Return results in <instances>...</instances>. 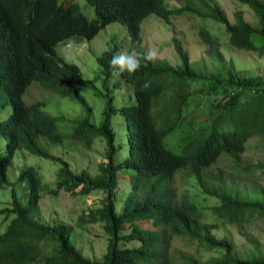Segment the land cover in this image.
Segmentation results:
<instances>
[{
  "label": "trees",
  "instance_id": "16d2710c",
  "mask_svg": "<svg viewBox=\"0 0 264 264\" xmlns=\"http://www.w3.org/2000/svg\"><path fill=\"white\" fill-rule=\"evenodd\" d=\"M238 1L252 11L256 26L243 17L240 8L233 11L230 21L212 0H182L177 6H168L166 0H86L94 12L91 19L75 1L0 0V86L10 105L9 113L0 119L4 137L0 187L9 184L6 168L17 148L55 160L59 163L55 183L47 191L55 194L64 188L85 194L102 190L100 204L78 214L77 220L99 222L106 239L100 257L89 258L74 244L71 223L38 220L41 179L37 168L28 164L18 172L19 179H26V201L16 199L10 188L9 205L0 207L4 219L8 218L0 232V264H264V252L238 257L233 242L214 232L218 224H244L264 217V199L238 197L230 184L232 173L209 169L220 154L242 152L245 141L255 134L264 142V78L237 75L233 61L224 59L220 47L224 35L236 48L264 52V0ZM180 12L210 17L221 24L219 33L200 24L196 30L199 41L205 44L204 51L220 66L209 74L194 70L182 41L172 34L177 64L165 58L141 59L137 71L119 74L130 83L133 100L114 107L108 91L97 92L105 96V104L103 117L95 124L90 105L76 90L78 84L94 85L75 63L57 54L56 44L69 38H90L108 22L118 21L125 28L128 49L147 55L141 46L143 17L154 13L169 23L170 16ZM115 49L116 45L107 47L96 55L103 81L116 75L109 65ZM207 80V89H219L220 96L208 105L204 122L198 121L192 129L187 119V124L180 126L181 111L191 93L189 86ZM32 81L75 99L84 114L70 119L49 113L41 100L25 102L22 95ZM145 81H151L150 88L142 91ZM5 104L0 100L1 106ZM115 111L124 122L123 153L110 125ZM58 121L69 122L71 130H58ZM205 123L212 130L198 144L196 138L184 134L180 152L175 153L173 145L165 142L168 133L179 136L180 129H192L197 137ZM94 136L103 139L105 161L97 162L93 173L87 167L72 170L65 158L38 142L39 137L51 144L70 138L89 145ZM246 167L244 164L240 169ZM180 169L216 202L199 206L187 192H178L173 176ZM174 236L186 239L193 251L172 250ZM199 248L214 254L202 258L196 253Z\"/></svg>",
  "mask_w": 264,
  "mask_h": 264
},
{
  "label": "rangeland",
  "instance_id": "374dc122",
  "mask_svg": "<svg viewBox=\"0 0 264 264\" xmlns=\"http://www.w3.org/2000/svg\"><path fill=\"white\" fill-rule=\"evenodd\" d=\"M63 2L65 0H57ZM75 1L86 18H93L94 12L91 4L86 0H68ZM168 6H177L182 0H166ZM226 14L230 21H233V11L240 8L243 17L252 25H257L256 17L252 11L238 0H212ZM204 25L214 33H219L221 24L214 22L210 17H200L195 14L174 13L170 16V22L160 18L154 13H149L140 22L141 46L146 54L155 49L156 58H165L172 65L178 62L175 51L171 43V35L174 34L180 38L184 48L187 50L192 68L197 71L209 74L214 72L220 64L215 61L205 51V44L200 42L197 37L198 25ZM211 26V27H210ZM221 50L225 60H232L236 74L239 76H251L264 78V52L256 53L252 50L236 48L227 43L224 35H221ZM116 45L114 54L120 51L134 52L128 49V40L124 26L118 21H110L90 38L74 39L69 38L58 42L55 46L57 54L64 60L75 63L83 77L88 78L94 87L76 85V90L83 95L91 107V120L98 124L103 117L102 108L105 104V96L97 92L108 91L111 96V103L114 107L120 104L129 103L133 100L132 88L130 83L126 82L119 75H111L105 81L102 80L100 64L96 60L102 50ZM210 82H193L189 86L191 93L187 96V105L180 118V126L187 124V119L191 120L189 128L194 129L196 124L204 122L208 105L220 96L221 91L215 92L208 90ZM246 91H244V94ZM25 102L41 100L44 102L43 108L51 114H62L66 117H80L84 114L79 103L62 93L43 88L36 81H32L25 89L23 95ZM0 100L5 101V105H0V119L4 118L10 111V105L7 103L0 86ZM222 100V98H221ZM110 125L115 131V141L121 144V152H125L126 144L123 133L124 122L121 115L115 111L110 115ZM58 130L68 133L71 130L69 122L56 123ZM192 129H180V133H168L165 136V142L171 143V150L175 153L180 152L182 146L181 137L189 134L191 138H196V144L203 141L206 135L212 130L209 123H205V129L202 134L195 136ZM177 129H175L176 131ZM174 131V132H175ZM174 134V135H173ZM179 138L177 144L176 138ZM38 142L50 152L61 155L65 158L69 167L78 171L82 167H87L91 173L94 172L95 164L99 161H105L103 149V139L100 136H94L87 145L81 140H71L64 138L58 144L49 143L45 137H39ZM4 137L0 133V152L3 150ZM32 164L40 174L39 188V219L44 223H53L55 221H64L73 226L72 240L79 248L81 253L89 258L98 259L105 249V233L99 222H78L77 215L86 212L91 207L100 204L102 190L93 189L89 193H72L64 188L58 189L54 194L47 189L54 186L55 172L59 163L55 160L28 152L23 148H17L14 151L11 162L6 168V180L8 185L0 187V207L8 206L10 203V192L12 188L16 199L21 202L26 201V179L18 178L20 168ZM246 165L247 169L240 167ZM211 171L222 170L230 176V184L235 187L237 196L244 199L262 198L264 199V142L259 135H253L245 141V148L239 153H223L217 157V160L209 167ZM173 185L178 192L184 190L197 202L199 206L206 207L216 200L200 191L193 178L186 175L183 169L178 170L173 176ZM78 186L76 187V189ZM10 217V216H9ZM8 218L4 219V213H0V232L4 229ZM215 234L225 235L233 242L234 254L238 257H249L264 252V217H257L244 224L222 223L214 229ZM45 243V241H41ZM172 250L175 252H191L193 246H189L188 241L182 237L174 236ZM202 258L207 257L212 250L199 248L196 252Z\"/></svg>",
  "mask_w": 264,
  "mask_h": 264
},
{
  "label": "clouds",
  "instance_id": "9594fccd",
  "mask_svg": "<svg viewBox=\"0 0 264 264\" xmlns=\"http://www.w3.org/2000/svg\"><path fill=\"white\" fill-rule=\"evenodd\" d=\"M156 56L155 49L149 51L147 55L134 53V52H127V51H120L114 54L109 61L110 69L117 75L127 72L132 74L133 72L137 71L141 66V59H151ZM151 81H145L141 85V90L145 91L150 88Z\"/></svg>",
  "mask_w": 264,
  "mask_h": 264
}]
</instances>
